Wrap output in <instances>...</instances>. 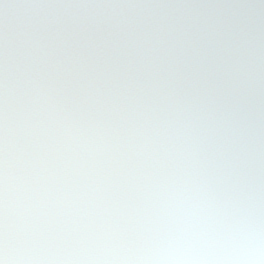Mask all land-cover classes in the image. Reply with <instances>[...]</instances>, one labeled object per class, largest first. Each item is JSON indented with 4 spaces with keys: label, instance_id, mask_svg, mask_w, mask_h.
Returning a JSON list of instances; mask_svg holds the SVG:
<instances>
[{
    "label": "clouds",
    "instance_id": "clouds-1",
    "mask_svg": "<svg viewBox=\"0 0 264 264\" xmlns=\"http://www.w3.org/2000/svg\"><path fill=\"white\" fill-rule=\"evenodd\" d=\"M0 264H264V0H0Z\"/></svg>",
    "mask_w": 264,
    "mask_h": 264
}]
</instances>
